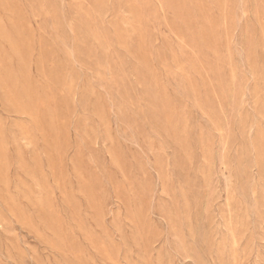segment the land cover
<instances>
[{
	"label": "rangeland",
	"instance_id": "1",
	"mask_svg": "<svg viewBox=\"0 0 264 264\" xmlns=\"http://www.w3.org/2000/svg\"><path fill=\"white\" fill-rule=\"evenodd\" d=\"M0 264H264V0H0Z\"/></svg>",
	"mask_w": 264,
	"mask_h": 264
}]
</instances>
